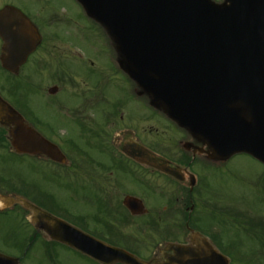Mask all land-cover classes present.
Masks as SVG:
<instances>
[{"label":"flooded vegetation","instance_id":"af4514ba","mask_svg":"<svg viewBox=\"0 0 264 264\" xmlns=\"http://www.w3.org/2000/svg\"><path fill=\"white\" fill-rule=\"evenodd\" d=\"M73 1L76 9L66 0H0V11H8L0 28L9 26L2 21H19L10 26L33 29L18 40L12 57L18 70L4 69L16 86H1L0 95L64 155L20 154L9 127L0 125V243L60 258L66 244L54 236L65 234V222L76 229L75 243L114 247L145 264L167 262L174 246L195 245V232L215 247V241L224 245L232 234L211 223L222 227L227 213L232 222L242 210L225 205L210 175L219 167L205 144L149 106L107 32ZM83 22L105 43L101 50L90 47L87 57L80 53ZM4 47L0 37V58ZM32 47L26 58L20 54ZM102 70L107 81L98 78ZM71 84L80 91L62 100Z\"/></svg>","mask_w":264,"mask_h":264},{"label":"water","instance_id":"95a60500","mask_svg":"<svg viewBox=\"0 0 264 264\" xmlns=\"http://www.w3.org/2000/svg\"><path fill=\"white\" fill-rule=\"evenodd\" d=\"M80 1L108 30L124 70L155 106L164 104L171 118L203 138L211 157L248 153L264 163V0ZM7 12L0 11V19ZM1 23L9 24L0 28L7 53L2 63L14 71L12 55L31 28ZM0 123L11 127L18 152L62 157L1 97ZM61 223L66 233L56 232V239L104 264H145L108 246L76 244L70 226ZM195 237L196 246H174L175 256L158 264H230L207 239ZM0 264L20 260L0 253Z\"/></svg>","mask_w":264,"mask_h":264},{"label":"rangeland","instance_id":"374dc122","mask_svg":"<svg viewBox=\"0 0 264 264\" xmlns=\"http://www.w3.org/2000/svg\"><path fill=\"white\" fill-rule=\"evenodd\" d=\"M66 3L69 8L76 9V4L73 0H66ZM83 25L86 26V30L82 32V49L80 53L83 54V57H87V52H92L91 48L94 50H101L105 43L99 33L98 30H87L88 24L83 22ZM91 47V48H90ZM84 63V59L82 61ZM82 72L86 73V66L81 64ZM108 71L102 70V75L98 76L99 79L107 81L108 78ZM12 77L5 72L4 70L0 69V87L1 86H12L15 82H11ZM12 83V85L10 84ZM70 89L65 93L61 94L60 98H64L62 100L69 101L72 99V95L74 93H78L80 91L79 87L75 84L70 85ZM88 89L82 91L86 93ZM30 96L35 100H41V97L38 93L32 92ZM43 108V107H42ZM44 109V108H43ZM54 110V109H53ZM146 112L148 110L146 109ZM211 180L213 181L214 185L218 187L224 198H225V205L227 206H239L241 209L245 210L246 208L252 210L253 213L258 215H264V164L252 157L247 153H240L232 157V159L228 160L225 164H223L220 168H216L215 170L210 171ZM207 221V220H206ZM209 222V220L207 221ZM226 225L222 227L219 226L218 222H212L211 226L216 231H221L222 228L226 229V236L228 234H232L233 237L230 238L229 241H235L233 243L235 246H240L238 249L241 254L240 250H248L249 248L255 247L256 240H251L248 237L237 235L241 231V227L237 224L235 225L228 220H224ZM215 225V226H214ZM223 231V230H222ZM237 235V236H236ZM228 241V242H229ZM241 243V244H240ZM250 245L252 247H250ZM21 248H26V246H22ZM0 251L1 252H8L12 256H19L20 252L14 251V247L7 245L5 243H0ZM34 248L31 251V257L26 258L22 264H58V261H51L50 259L43 258V263L41 258L43 254H38ZM42 252V250L40 251ZM59 254V252H57ZM60 258L61 264H94L90 260L78 255V253L74 252L73 250L67 248L60 249ZM261 256L264 262V248L261 251ZM234 264H249L244 260H237L233 262ZM258 264H264L262 262H257Z\"/></svg>","mask_w":264,"mask_h":264},{"label":"trees","instance_id":"16d2710c","mask_svg":"<svg viewBox=\"0 0 264 264\" xmlns=\"http://www.w3.org/2000/svg\"><path fill=\"white\" fill-rule=\"evenodd\" d=\"M251 232L253 233L252 235L257 239V242L259 243L260 245V248L263 250L264 248V226H259L258 228L256 229H252ZM232 258L236 261V259L239 261V260H244L246 262H248L249 264H256L254 261H252L251 259H247L245 260L246 258H243V257H240V258H235V256L231 253H229ZM27 255V254H26ZM263 263V261H260Z\"/></svg>","mask_w":264,"mask_h":264}]
</instances>
